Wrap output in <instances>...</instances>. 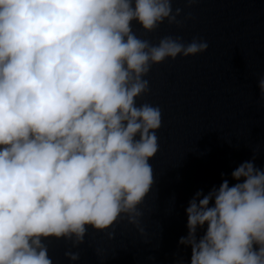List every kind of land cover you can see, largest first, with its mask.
Instances as JSON below:
<instances>
[{
  "label": "clouds",
  "instance_id": "1",
  "mask_svg": "<svg viewBox=\"0 0 264 264\" xmlns=\"http://www.w3.org/2000/svg\"><path fill=\"white\" fill-rule=\"evenodd\" d=\"M172 4L0 0V264H53L44 241L75 247L89 226L105 232L122 217L143 233L161 127L159 106L137 103L150 91L145 77L208 48L199 37L154 44L137 35L134 23L145 33L165 20L180 27ZM258 88L264 102V75ZM255 157L231 172L236 183L223 179L189 201L178 243L190 246V264H264V167Z\"/></svg>",
  "mask_w": 264,
  "mask_h": 264
},
{
  "label": "water",
  "instance_id": "2",
  "mask_svg": "<svg viewBox=\"0 0 264 264\" xmlns=\"http://www.w3.org/2000/svg\"><path fill=\"white\" fill-rule=\"evenodd\" d=\"M173 0L182 9L180 27L165 20L137 35L158 43L164 36L193 37L208 42L204 53L177 56L153 65L150 91L137 103L159 106V150L149 160L154 184L140 206V228L119 219L108 231L90 226L83 243L73 247L63 238L44 241L53 264H190L185 209L197 191L207 194L231 172L256 155L264 167V102L258 80L264 75V0ZM191 13V19L184 17ZM211 203V202H210ZM206 228V225H205ZM204 229H197V236ZM109 232L112 233L110 238ZM79 253L76 262L64 253Z\"/></svg>",
  "mask_w": 264,
  "mask_h": 264
}]
</instances>
